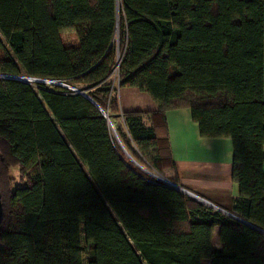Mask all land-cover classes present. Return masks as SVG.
I'll list each match as a JSON object with an SVG mask.
<instances>
[{"label": "trees", "instance_id": "1", "mask_svg": "<svg viewBox=\"0 0 264 264\" xmlns=\"http://www.w3.org/2000/svg\"><path fill=\"white\" fill-rule=\"evenodd\" d=\"M122 88L156 110L122 112ZM184 109L232 143L236 219L108 124L178 185ZM263 164L264 0H0V264H264Z\"/></svg>", "mask_w": 264, "mask_h": 264}, {"label": "crops", "instance_id": "2", "mask_svg": "<svg viewBox=\"0 0 264 264\" xmlns=\"http://www.w3.org/2000/svg\"><path fill=\"white\" fill-rule=\"evenodd\" d=\"M118 95L122 112L156 110L155 102L134 88H122ZM166 123L174 163L169 177L175 178L178 186L188 192L224 211L229 210L232 200L238 196V188L230 179L233 160L231 141L202 138L190 111L186 109L166 113ZM218 233L219 230L215 229L213 245L217 249L220 248Z\"/></svg>", "mask_w": 264, "mask_h": 264}, {"label": "water", "instance_id": "3", "mask_svg": "<svg viewBox=\"0 0 264 264\" xmlns=\"http://www.w3.org/2000/svg\"><path fill=\"white\" fill-rule=\"evenodd\" d=\"M1 78H3V79H11V80H19V81H28L26 78L12 77V76H1ZM38 82H39V81H38ZM40 82H41V83H47V82H43V81H40ZM48 83H50V84H56V85H58V86H61V87H64V88L70 89L68 86L61 85V84H58V83H55V82H48ZM80 94L83 95L85 98H87L84 94H82V93H80ZM87 99H88V98H87ZM88 100H89V99H88ZM100 111H101V113L103 114V117H104L105 119H108V118H107V113L104 112V111H102V110H100ZM108 124H109V126L111 127V129H112V131H113V135H114L115 140H116V142H117L119 148L121 149V151H122V152L124 153V155L129 159V161H131L133 164H135V165H136L139 169H141L144 173L148 174L149 176H151L153 179L157 180L158 182H160V183H162V184H164V185L170 187L171 189H173V190H175V191H178V192H180V193H182V194H184V195H186V196H188V197H190V198H192V199H194V200H196V201H198V202H200V203H202V204H204V205H206V206H208V207H210V208H212V209H214V210H216V211H218V212H221V213H223V214H225V215H227V216H229V217H231V218H233V219H236L234 216H232V215L229 214L228 212H226V211H224V210H222V209L216 207L215 205L211 204L210 202H208V201H206V200H204V199H202V198H200V197H198V196H196V195H194V194L188 192L187 190L181 188L180 186L175 185V184H173L172 182H170V181H168V180H162V179H160V178L154 176L152 173H150V172H148V171H146V170L140 168V167L134 162V160H132V158H130V156L128 155V153L126 152V150L124 149V147H123L122 144L120 143L119 139L117 138V135H116L115 129H114V127L112 126V124L110 123L109 120H108ZM1 218H2V204H1V196H0V221H1ZM246 225L249 226V227H251V228H253V229H256L255 227H253V226L250 225V224H246ZM256 230H257V229H256Z\"/></svg>", "mask_w": 264, "mask_h": 264}, {"label": "rangeland", "instance_id": "4", "mask_svg": "<svg viewBox=\"0 0 264 264\" xmlns=\"http://www.w3.org/2000/svg\"><path fill=\"white\" fill-rule=\"evenodd\" d=\"M118 99H119V103L121 102L120 101V97H119V95H118ZM150 173H152L154 176H156V177H158V178H160V179H162V180H165L164 178H161V177H159L155 172H150ZM164 174H165V177H169V175H170V171L168 170V171H165L164 172ZM148 175V174H147ZM151 177V176H150ZM215 245H216V243H215ZM202 264H209V262L208 261H206V260H204L203 262H202Z\"/></svg>", "mask_w": 264, "mask_h": 264}, {"label": "built area", "instance_id": "5", "mask_svg": "<svg viewBox=\"0 0 264 264\" xmlns=\"http://www.w3.org/2000/svg\"><path fill=\"white\" fill-rule=\"evenodd\" d=\"M28 81L32 82L33 80L27 79ZM48 83V82H47Z\"/></svg>", "mask_w": 264, "mask_h": 264}]
</instances>
